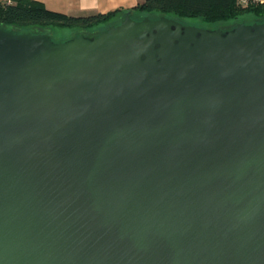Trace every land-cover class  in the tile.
Returning a JSON list of instances; mask_svg holds the SVG:
<instances>
[{
	"label": "water",
	"instance_id": "water-1",
	"mask_svg": "<svg viewBox=\"0 0 264 264\" xmlns=\"http://www.w3.org/2000/svg\"><path fill=\"white\" fill-rule=\"evenodd\" d=\"M238 21L0 26V264H264V21Z\"/></svg>",
	"mask_w": 264,
	"mask_h": 264
},
{
	"label": "trees",
	"instance_id": "trees-1",
	"mask_svg": "<svg viewBox=\"0 0 264 264\" xmlns=\"http://www.w3.org/2000/svg\"><path fill=\"white\" fill-rule=\"evenodd\" d=\"M125 12L115 10L105 14L73 17L49 11L35 0H0V26L19 31L52 32V28H65L74 30L73 34L96 33L115 24ZM131 13L134 19L166 16L184 24L188 19H200L213 25V28L232 27L244 14L253 17L250 22L264 21V6L243 9L236 4V0H144Z\"/></svg>",
	"mask_w": 264,
	"mask_h": 264
},
{
	"label": "crops",
	"instance_id": "crops-1",
	"mask_svg": "<svg viewBox=\"0 0 264 264\" xmlns=\"http://www.w3.org/2000/svg\"><path fill=\"white\" fill-rule=\"evenodd\" d=\"M52 12L81 17L105 14L115 10H133L144 0H35Z\"/></svg>",
	"mask_w": 264,
	"mask_h": 264
},
{
	"label": "rangeland",
	"instance_id": "rangeland-1",
	"mask_svg": "<svg viewBox=\"0 0 264 264\" xmlns=\"http://www.w3.org/2000/svg\"><path fill=\"white\" fill-rule=\"evenodd\" d=\"M252 18L253 17L250 14H244L238 20L250 22L252 20ZM187 21L195 22V23L202 24V25H209V24L204 23L200 19H188ZM51 30H52L53 38L55 40H64V39L70 37L71 35H73V33L75 32L74 30L65 29V28H63V29L52 28Z\"/></svg>",
	"mask_w": 264,
	"mask_h": 264
},
{
	"label": "built area",
	"instance_id": "built-area-1",
	"mask_svg": "<svg viewBox=\"0 0 264 264\" xmlns=\"http://www.w3.org/2000/svg\"><path fill=\"white\" fill-rule=\"evenodd\" d=\"M236 4L243 8H250L256 6H264V0H236Z\"/></svg>",
	"mask_w": 264,
	"mask_h": 264
}]
</instances>
